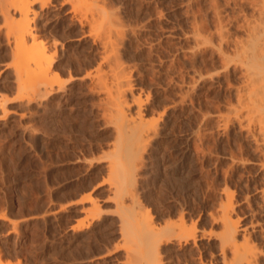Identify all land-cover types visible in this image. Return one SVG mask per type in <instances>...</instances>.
I'll list each match as a JSON object with an SVG mask.
<instances>
[{
	"label": "rangeland",
	"instance_id": "374dc122",
	"mask_svg": "<svg viewBox=\"0 0 264 264\" xmlns=\"http://www.w3.org/2000/svg\"><path fill=\"white\" fill-rule=\"evenodd\" d=\"M76 1L81 12L53 0L35 21L36 41L56 55L42 78L31 56L13 55L0 12V97H7L0 105V215L6 216L0 219V262L223 264L220 215L229 192L238 239L246 230L254 244H264V152L251 139L237 100L240 87L248 90L245 68L220 57L212 0ZM217 1L232 38L246 37L237 26L249 6ZM115 36L116 57L146 116L157 118L168 107L139 170L121 179L117 170L113 177L109 172L117 124L100 81L111 80L101 52L104 40ZM221 47L234 56L232 43ZM181 220L200 239L167 232Z\"/></svg>",
	"mask_w": 264,
	"mask_h": 264
},
{
	"label": "bare ground",
	"instance_id": "6f19581e",
	"mask_svg": "<svg viewBox=\"0 0 264 264\" xmlns=\"http://www.w3.org/2000/svg\"><path fill=\"white\" fill-rule=\"evenodd\" d=\"M52 1L53 0H0V12H1L3 19L5 21V24H6V30H5L6 31V40H7V43L11 46L10 49H12L11 51H12V53H14L13 55L18 56L19 53L24 52L23 53L24 55L22 57L31 56L34 59V61L36 62L37 70L39 72L37 70H35V68H34L35 66L33 64H30V62H28V63L33 66L35 75H37L36 73H38L40 78H42V76L44 77V75L47 73L48 69H50L55 64V56L56 55H55V51L53 53H51V52L48 53V48L46 46V43L45 44L43 43L44 42L43 40L40 39L43 42H40V41L37 42L36 41L37 35H39V33H38L39 31L37 30V27H36L37 24H35V21L38 18V16L41 15L40 12H42L46 8H49V6L52 4ZM67 1H69L71 3V8H70L71 10H69V12L75 13L77 10L81 9V6H79L80 8L78 7V9H77V6L75 5V2L77 3L76 0H67ZM211 2H210V5H212V7L214 8V11H215V14L217 16L218 23H219V27L217 29L216 35L219 36V39H218L219 40V48L218 49L220 52L219 53L220 57L223 59L224 62H229L231 60H235V61L239 62L240 65H242V67L244 66L243 68H245V70L244 69L243 70H244V72H246L245 73L246 76L245 75L244 76L246 77V81L248 82V90H246V92H245L244 90L246 88L244 89V88L240 87L241 89H239L238 93H237V97H238L237 100L239 102V105L241 106V110L245 109V111H246V114H245L246 119H247L246 126L249 129L248 132L251 136V139L258 142L260 144V146L262 145L261 147L259 145L258 146L260 148H262L261 150H263V152H264V0H242L241 1L244 3V5L247 4L249 6V8H248L249 11H247V13H245L244 19L242 18L243 21H241L240 23L238 22V26H237V27L241 28V30L242 29L244 30V32L246 34V37H244V38H232V35H231L232 32L230 34L229 31L225 28V23H224L223 17H222V11L220 9L221 7L219 8L218 1L212 0ZM243 3L241 4L242 6H243ZM78 12H81V10ZM238 12L240 13V11H238ZM82 15H81V17H82ZM94 16H91L93 18L89 17L88 19H90V20L94 19V23H95ZM98 17H100V14ZM236 18H238V17L236 16ZM242 19H240V20H242ZM96 20H97V17H96ZM113 20L112 21L110 20L111 23L114 22ZM115 22H117V21H115ZM104 31H106V30H104ZM215 31H216V29L214 30V32ZM120 34H121V31H120ZM192 36H193L192 41H194L193 43L197 44L199 42L197 32L193 31ZM203 36H204V34H203ZM234 37H235V35H234ZM97 38H98V36H97ZM122 38H123V35H122ZM209 39H210V37H209ZM46 40H48V39H46ZM227 43H229V45H230V43H232L234 45V52H233L234 56L233 57H230L228 54L222 52V50H221V48H222L221 45L227 44ZM196 44H195V46H196ZM116 45H117L116 36H115V39H106L103 42V52H101L103 54L102 59L106 60V64H107V62H109L111 64V65H109V64L108 65L111 66L112 71H109V72L112 75H110V77H108L111 79V80H109L110 82H107L108 81L107 78L106 79L101 78L100 81L103 83V85H102L103 88L106 89L107 96L104 98L105 99L107 98V100H108L109 107H107V109L109 108L108 111L110 112L111 116L114 118V120L116 121V124H117V128L115 129L117 133H116V138H115V141L113 144L114 148H113V151L109 152L111 155L110 160L108 162V167L110 169L109 172L112 175V174H114L113 171L117 170L118 172L117 171H115V172L118 176H120V179H121L122 178L121 174H124L125 172H130L133 174L138 169L139 160L142 157L141 153L144 152V149H146V147L149 146V144L151 145L154 138L158 135V132H159L158 129H160L159 128L160 118L163 115L162 113L168 107L164 108V111L161 112L157 116V118H152V116H151V118H149L146 116V113L144 112V109L142 108L143 99L139 96V94H137L138 96H136V95L134 96L135 93L133 92L134 89H133L131 81H130V76L128 75L129 73H128V71L126 72V70H127L126 68H125L126 70L124 69V67H123V69L121 68V66L119 64L120 61H118L119 58H117L118 56L116 57V54H119V53H117L118 52L117 51L118 45L117 46ZM198 45H200V44H198ZM217 45H218V43H217ZM54 48H56V47H54ZM213 49H214V47H213ZM186 52H187V50H186ZM213 52H215V51H213ZM188 57H190V56H188ZM20 60H24V62L22 64L27 63V62H25V60H26L25 58L24 59L22 58ZM18 62L19 61L17 60V64H18ZM122 63H123V61H122ZM124 70L128 74H126L124 72ZM104 71L102 70L101 72L104 73ZM106 73H108V71ZM198 74H201V73H198ZM209 74H211V73H209ZM51 75H52V73H51ZM107 75H109V74H107ZM218 75H219V73H218ZM242 76H243V74H242ZM96 79H98V77ZM99 82H98V84L100 85ZM109 83L111 86L108 85ZM98 84H96V86ZM49 88H51V87H49ZM237 88H238V86H237ZM99 89H100V87H99ZM242 89H244L243 92H245V93L242 92ZM182 93H184V92H182ZM186 95H187V93H186ZM22 97L23 96H21L20 98H22ZM24 97L26 98V96H24ZM6 98L2 97V96L0 97V105H4L6 103V101H7ZM183 98H184V96H183ZM183 98L180 97V99H183ZM22 99H24V98H22ZM103 103H104V101H103ZM235 106H236V104H235ZM7 113L8 112L6 110H4L3 116L5 117ZM239 113H240V111H239ZM198 131H196V133H198ZM197 136H199V135H197ZM199 139H200V137L198 138V140ZM199 147H200V145H199ZM147 149H148V147H147ZM199 150H200V148H199ZM256 151H258V150H256ZM144 153H142V154H144ZM232 155H233V153H232ZM140 167H141V165H140ZM118 173H120V175ZM111 177H113V175ZM117 178H119V177H117ZM133 178H134V176H133ZM119 181H120L119 183H121V180H119ZM115 182H117V181H115ZM117 186H118V184L116 185L115 188L119 189V188H117ZM127 190H128L127 192H129L131 189L127 188ZM132 191L133 190H131V192ZM131 192L129 194H131ZM229 193H228V197H227L228 201L224 204L222 203L223 205L221 204L222 208H221V215H220V216H222L223 230L221 231L222 233L220 232L221 235H220L219 247L221 246V258H222L223 264H259L261 256L264 255V244H261L262 246L261 245L257 246L256 244H254V242L251 240L252 238L250 237L251 233L246 231V230H244V232L241 234V239H238V237H237L238 236V225H237L238 221L236 220L237 217H236V219H234L232 217V213H231V212H233L232 211L233 210L232 204H231L232 200H230V198H229L230 197ZM263 194H264V190H263ZM263 198H264V196H263ZM262 201H264V200H262ZM262 214H263V219H264V210H263ZM5 218H6V216L4 213L0 215V219H5ZM257 221L258 220H256L255 222L251 221L252 228L254 227L253 224L255 223V225H256ZM151 224H153V223H151ZM147 229H148V227H147ZM261 230H264V228L263 229L261 228ZM154 231H155L154 227L150 228V232L151 233L153 232V233L151 234L148 231L149 234H148V232H147V234L151 236V235L155 234ZM168 231L170 234L175 235L182 240L183 239L184 240L192 239V241L193 240L195 241L197 238L200 239V235L198 236L196 234L195 227L186 225V223L183 220H181L179 223L171 225L167 229V232ZM260 233H261V239L264 241V231H262ZM206 234H208V233H206ZM145 236H146V234H145ZM150 236H147L146 238L149 240L148 237H150ZM218 236H219V234H218ZM227 251L231 255V257H229V258H228V256H226ZM150 252L151 253H149L148 256L153 259V260L151 259V261L153 262L156 260V255L154 254V252H152V251H150ZM227 255H228V253H227ZM53 259H55V258H53ZM208 260H210V259H208ZM0 264H2V263L0 262ZM6 264H10V263H6ZM201 264H207V263H201ZM208 264H212V262L210 261Z\"/></svg>",
	"mask_w": 264,
	"mask_h": 264
}]
</instances>
